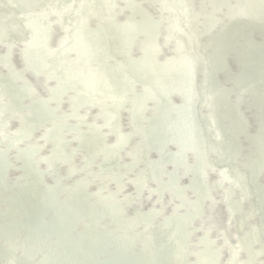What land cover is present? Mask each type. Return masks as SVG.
<instances>
[{
	"label": "bare ground",
	"instance_id": "bare-ground-1",
	"mask_svg": "<svg viewBox=\"0 0 264 264\" xmlns=\"http://www.w3.org/2000/svg\"><path fill=\"white\" fill-rule=\"evenodd\" d=\"M0 264H264V0H0Z\"/></svg>",
	"mask_w": 264,
	"mask_h": 264
},
{
	"label": "water",
	"instance_id": "water-1",
	"mask_svg": "<svg viewBox=\"0 0 264 264\" xmlns=\"http://www.w3.org/2000/svg\"><path fill=\"white\" fill-rule=\"evenodd\" d=\"M101 247L104 248V246L100 244L99 247H97V248L95 249V251H96L97 253H99V252L101 251V250H100Z\"/></svg>",
	"mask_w": 264,
	"mask_h": 264
}]
</instances>
